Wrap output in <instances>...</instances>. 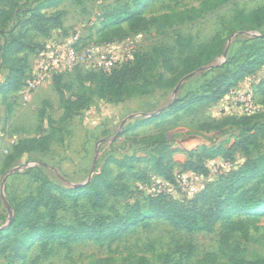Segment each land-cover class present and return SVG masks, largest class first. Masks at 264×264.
<instances>
[{"label":"rangeland","instance_id":"obj_1","mask_svg":"<svg viewBox=\"0 0 264 264\" xmlns=\"http://www.w3.org/2000/svg\"><path fill=\"white\" fill-rule=\"evenodd\" d=\"M39 1L16 0L15 9L21 6V11L26 13L20 17L25 19L31 16L27 11ZM263 6L264 0H83L82 4L66 0L57 8L66 12L62 28L53 29L47 37L34 35L32 31L33 41L43 44L42 51L27 54L32 69L42 52L72 41L77 34L84 43L109 46L117 57V67L134 64L136 69L133 77L123 79L128 92L122 98L103 99L95 92L92 102L69 119L64 117L59 91L65 99L75 100L83 84L95 89L98 83L85 76L90 71L87 66L39 88L29 101L15 92L0 96V229L12 223L16 209L30 195L43 199L40 193L50 186L56 189L85 186L103 175L105 168L110 170L109 178L117 188L127 187L122 196L106 191L104 207L95 209L85 198L64 199L53 189L52 198L44 199L39 211L49 213L57 204L56 222L69 224L83 220L92 224L102 219L109 222L126 215L135 206L143 214L138 224L111 240L69 242L46 239L45 232L39 233L21 260H14L12 249L5 247L4 242L12 235L7 233L0 238V264H232L235 257L263 258L264 204L247 210L224 209L213 232H188L164 218L151 217L148 193L140 185L152 179L156 169L151 158L158 159L156 155L166 146L174 150L166 158H171L174 172L185 169L183 164L190 154L207 156L199 153L202 148L233 146L225 156L205 159L204 185L211 188L222 177L232 175L264 154L261 136L247 150L238 146L254 132L250 129L264 126V65L244 76L238 84L254 91L262 106L259 115L249 116L231 107L224 96L214 103L203 102L188 114L179 112L135 125L162 113L175 98L201 88L224 68L231 67L234 63L230 57L245 43L264 35V26L255 27L249 19ZM9 8V4L0 1V41L16 31L15 19L2 23ZM124 8L145 18L146 26L130 31L128 21L115 23L111 14ZM52 12V9L43 11L46 15ZM181 38L186 41L180 43ZM214 40H223V51L216 60L193 76L181 77L180 70L189 56V50L184 48H189V42L197 49ZM7 74L8 70L0 65V84ZM45 135L51 136L47 152L20 155L14 149L24 140ZM125 156H136L139 160L132 168H119L109 161ZM256 180L243 182H251L248 185L251 186ZM150 181L143 184L150 185ZM167 195L186 204L194 203L198 208L202 206L197 195L179 186ZM259 197H264V186ZM217 208L218 203L213 201L206 206L208 212ZM41 222L46 225L50 220L45 217Z\"/></svg>","mask_w":264,"mask_h":264},{"label":"trees","instance_id":"obj_2","mask_svg":"<svg viewBox=\"0 0 264 264\" xmlns=\"http://www.w3.org/2000/svg\"><path fill=\"white\" fill-rule=\"evenodd\" d=\"M10 5L7 16L2 21L3 25L8 23L10 19H15L14 29L0 41V65L8 70V74L0 84V96L15 92L18 93L24 84L25 79L32 71V66L28 63L27 54H36L43 50V44L33 41L30 37L31 32L34 35L39 34L47 37L53 29H60L63 26L66 12L57 8L66 0H40L31 11L28 18L20 17V14L26 12L21 11V6L15 9L17 3L14 0H0ZM77 4H82L83 0H73ZM54 11L49 15L43 13L44 10ZM115 23L128 21L130 31H137L146 26L147 21L137 12L127 8L115 10L111 14ZM251 23L255 27L264 26V6L256 9L249 17ZM17 28H19L17 30ZM17 33V34H16ZM186 41L181 38L180 43ZM189 40H187L188 42ZM223 40H214L206 46L194 48L189 42V56L186 58L183 69L180 70V76L194 73L211 64L223 51ZM247 52V54H245ZM139 57V56H138ZM136 58V61L138 59ZM230 61L234 63L231 67L223 69L221 74L215 75L194 91L186 93L182 97L175 98L171 105L162 113L153 115L147 120H139L135 125H145L163 116H171L179 112L189 113L193 108L203 102L214 103L226 96L228 92L237 87L239 81L246 75L252 74L259 66L264 65V35L254 38L253 41L247 42L239 49ZM187 61V62H186ZM79 68V67H78ZM167 68V67H166ZM77 69V68H76ZM75 69V70H76ZM135 65H127L116 67L111 73H105L101 70L90 69L85 76L90 77L92 81L98 84L95 89L91 86L82 85V91L75 100H68L60 93V99L64 105V117L69 119L76 115L81 109L92 102V96L95 92L103 99L117 100L122 98L128 92V87L124 84L123 79L133 77ZM64 75V74H63ZM60 75V76H63ZM84 75V74H79ZM56 76L54 79L60 77ZM54 81V80H53ZM57 85V84H56ZM264 85V80L262 82ZM59 86V85H57ZM257 100V99H256ZM261 113V112H260ZM249 115L256 116L259 115ZM254 130L247 138L240 141L238 146L242 150H247L249 145L256 143V137L261 136L264 139V126L252 128ZM51 141L50 135L34 137L24 140L15 146L17 154H24L32 151L47 152ZM237 146V145H236ZM237 146V147H238ZM233 149V146L226 149L223 145L212 148H202L199 153H206L207 156L200 154H190L189 159L183 164L185 169L181 171H193L199 174H206L207 166L205 159H212L219 156H225ZM174 150L170 146L162 148L156 155L158 159L151 158L154 161L156 169L155 174L170 181H174L175 173L173 171V163L171 158L166 160L170 153ZM155 156V157H156ZM139 158L136 156H125L124 158H109L119 168H132ZM110 170L104 169L103 175L96 176L87 185L79 188H62L56 189L55 186L44 188L40 193V198L36 199L29 196L28 200L16 209L15 217L12 223L3 229H0V238L7 233L12 235L7 237L5 243L6 248L12 249V257L14 260H21L24 251L30 247V242L35 237L44 233L46 239L69 240V242L77 239H93L99 238L103 240H111L120 237L126 233L128 229L138 224L143 212L139 206H135L124 216H117L109 220V222L93 221L89 224L88 220L78 222V224H69L56 222L55 214L57 212V204L53 205L48 212H40L39 208L44 205V199L52 198L53 189L59 193L62 198L66 199H87L93 208L100 209L104 207L105 192L110 191L114 196H122L127 190L126 186L117 188L112 178H109ZM152 176V175H151ZM205 176V175H204ZM256 180V184L248 186L251 182H243V180ZM151 180H144L146 181ZM264 186V154L257 157L253 162L244 164L241 169L232 175L222 177L216 186H205L195 195L202 201V206L198 208L196 204H186L181 201L170 198L167 194H148V213L151 217H161L179 229H185L188 232H213L216 224L221 219V213L224 209H241L247 210L252 207L264 204V197H259V193ZM196 200V201H197ZM217 202L218 208L208 212L206 206L210 202ZM225 204V205H224ZM224 205V206H223ZM33 217L35 222L32 223ZM47 217L50 222L41 225L42 220ZM232 264H264V257L255 260H247L244 258H232Z\"/></svg>","mask_w":264,"mask_h":264},{"label":"built area","instance_id":"obj_3","mask_svg":"<svg viewBox=\"0 0 264 264\" xmlns=\"http://www.w3.org/2000/svg\"><path fill=\"white\" fill-rule=\"evenodd\" d=\"M117 57L106 44L82 42L77 34L72 41L64 45L42 52L36 67L24 81L22 89L16 93L25 101L33 98L35 92L53 82L56 76L74 71L78 67L87 66L93 70L111 73L117 67ZM228 104L241 110L246 115H255L262 111L253 90L240 86L232 88L226 95ZM215 171H217L215 169ZM205 176L193 171L175 173L174 181L166 180L156 174L152 175L150 185L140 187L148 194H170L175 186L181 187L189 194H196L204 187Z\"/></svg>","mask_w":264,"mask_h":264},{"label":"crops","instance_id":"obj_4","mask_svg":"<svg viewBox=\"0 0 264 264\" xmlns=\"http://www.w3.org/2000/svg\"><path fill=\"white\" fill-rule=\"evenodd\" d=\"M62 27H63V26H62ZM62 27H61V28H62Z\"/></svg>","mask_w":264,"mask_h":264}]
</instances>
